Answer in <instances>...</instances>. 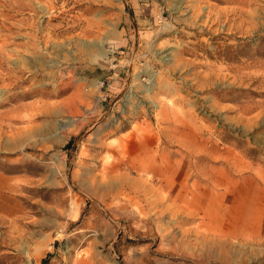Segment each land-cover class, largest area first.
<instances>
[{
	"label": "rangeland",
	"instance_id": "rangeland-1",
	"mask_svg": "<svg viewBox=\"0 0 264 264\" xmlns=\"http://www.w3.org/2000/svg\"><path fill=\"white\" fill-rule=\"evenodd\" d=\"M0 264H264V0H0Z\"/></svg>",
	"mask_w": 264,
	"mask_h": 264
},
{
	"label": "crops",
	"instance_id": "crops-1",
	"mask_svg": "<svg viewBox=\"0 0 264 264\" xmlns=\"http://www.w3.org/2000/svg\"><path fill=\"white\" fill-rule=\"evenodd\" d=\"M140 1H142V0H135V2H137V3L140 2Z\"/></svg>",
	"mask_w": 264,
	"mask_h": 264
}]
</instances>
